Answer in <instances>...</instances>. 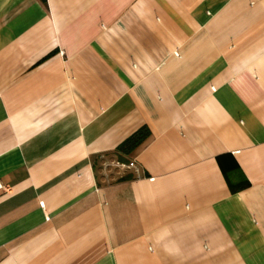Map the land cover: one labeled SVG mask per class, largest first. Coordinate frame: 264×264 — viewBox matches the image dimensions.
<instances>
[{
	"label": "crops",
	"instance_id": "obj_1",
	"mask_svg": "<svg viewBox=\"0 0 264 264\" xmlns=\"http://www.w3.org/2000/svg\"><path fill=\"white\" fill-rule=\"evenodd\" d=\"M0 264H264V0H0Z\"/></svg>",
	"mask_w": 264,
	"mask_h": 264
},
{
	"label": "trees",
	"instance_id": "obj_2",
	"mask_svg": "<svg viewBox=\"0 0 264 264\" xmlns=\"http://www.w3.org/2000/svg\"><path fill=\"white\" fill-rule=\"evenodd\" d=\"M149 137V130L142 127L129 136L124 142L118 146V151L121 153L120 162L126 161L125 157L138 148Z\"/></svg>",
	"mask_w": 264,
	"mask_h": 264
},
{
	"label": "built area",
	"instance_id": "obj_3",
	"mask_svg": "<svg viewBox=\"0 0 264 264\" xmlns=\"http://www.w3.org/2000/svg\"><path fill=\"white\" fill-rule=\"evenodd\" d=\"M115 165L120 166V167L132 168V169L135 171V173H136L137 175H139V168H138V166H137L134 162H132V161H130V162L127 163V164L117 162V163H115Z\"/></svg>",
	"mask_w": 264,
	"mask_h": 264
},
{
	"label": "rangeland",
	"instance_id": "obj_4",
	"mask_svg": "<svg viewBox=\"0 0 264 264\" xmlns=\"http://www.w3.org/2000/svg\"><path fill=\"white\" fill-rule=\"evenodd\" d=\"M107 161V163H109L110 161L109 160H106Z\"/></svg>",
	"mask_w": 264,
	"mask_h": 264
}]
</instances>
